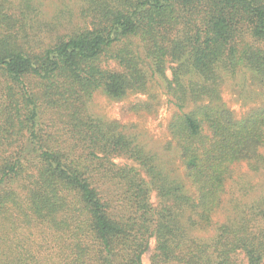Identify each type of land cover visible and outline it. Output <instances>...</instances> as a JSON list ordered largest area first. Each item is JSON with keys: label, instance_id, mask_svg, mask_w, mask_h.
Instances as JSON below:
<instances>
[{"label": "trees", "instance_id": "obj_1", "mask_svg": "<svg viewBox=\"0 0 264 264\" xmlns=\"http://www.w3.org/2000/svg\"><path fill=\"white\" fill-rule=\"evenodd\" d=\"M30 7L0 0V264H147L152 243L149 264H264V0H86L84 27L51 41ZM147 68L178 109L169 127L193 193L88 110L99 89L147 92ZM242 72L262 100L238 118L223 90ZM242 163L258 196L242 190L197 235Z\"/></svg>", "mask_w": 264, "mask_h": 264}, {"label": "rangeland", "instance_id": "obj_2", "mask_svg": "<svg viewBox=\"0 0 264 264\" xmlns=\"http://www.w3.org/2000/svg\"><path fill=\"white\" fill-rule=\"evenodd\" d=\"M13 7L31 6L29 23L38 26L39 35L46 41H51L57 36H68L84 27L80 19V10L86 0H9ZM150 74L149 89L143 93L137 90H128L122 97H113L104 90H97L92 100L88 103V110L94 116L105 121H118L126 126L125 132L145 149L155 156L158 168L170 179L183 185L187 193H193V188L185 177L180 152L172 140L170 121L177 107L172 103L167 94L165 78ZM248 72L239 73L236 77H229L223 90V97L235 116L240 118L250 109L257 107L262 100L258 88L248 82ZM167 76L172 77V71H167ZM197 75L190 72L183 76L188 82L196 79ZM126 160H119L124 162ZM250 190V197L259 194V173H252L245 163L236 166L234 177L229 182L230 196L225 207L213 218V226L208 231H196L200 236H211L216 231V226L225 221L232 209L233 201L243 191ZM250 199V198H249ZM151 201L154 205L159 202L156 191L152 192ZM231 201V202H230ZM154 243L151 250L145 254L144 259L150 263Z\"/></svg>", "mask_w": 264, "mask_h": 264}]
</instances>
